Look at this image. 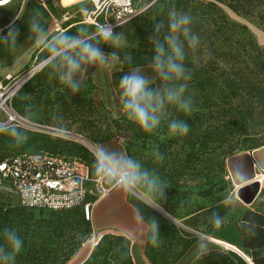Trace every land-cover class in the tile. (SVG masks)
I'll use <instances>...</instances> for the list:
<instances>
[{"label":"rangeland","instance_id":"374dc122","mask_svg":"<svg viewBox=\"0 0 264 264\" xmlns=\"http://www.w3.org/2000/svg\"><path fill=\"white\" fill-rule=\"evenodd\" d=\"M12 1L0 0V26L8 18L7 12L13 11V15H15L24 0ZM146 5L147 2H141L139 4L140 10L145 9ZM84 6L88 10L93 9V4L89 0H86L83 5L78 3L77 9L73 11V17L69 21V23L73 21L77 23V27L69 30V34H75L82 28H86L89 33L96 30L94 25L84 22L85 14L80 11L81 7ZM221 6L232 20L246 25L257 42L264 46V16L262 17L264 15V0H243L238 10L225 3ZM59 12L61 14V10ZM123 25L124 23L119 25L115 31L125 34L127 41L125 48H142L144 45L143 36L139 34V31L136 28L123 27ZM101 48L105 52L114 50L107 45H101ZM47 55L45 50L37 60L36 65L43 63ZM118 64L111 68H90L87 79L77 94H73L64 88L54 75L49 78L50 68L44 64L30 79L27 77L29 80L25 78L27 81L22 83L23 85L11 101L14 110L28 122L10 127H18L24 130L28 138L39 136L62 141L63 143L57 145L55 149L66 156L74 155L68 152V147L72 143L83 146L90 151L93 157L92 165L96 151L84 143L80 139L81 137L91 141L97 147L103 145L118 152L122 150L121 145H127L130 152L128 156L138 159L143 168H146L153 175H159L166 182L168 188L165 189V199L156 201L160 208L172 215L182 228L190 229L188 231L196 236L189 251L176 264H192L197 258L196 252L199 241H205L207 249L223 248L233 254L236 263L239 261L246 264L235 254L238 253L237 249L233 250L234 253L230 248L217 243L214 239L233 236L232 229L238 228L239 218L246 210L264 211V184H262L257 199L252 204L245 203L238 196L239 185L233 181L227 165V159L239 153L225 157L224 154L220 153V150L213 151L210 145L201 143L196 137L186 142L183 136H170L168 134L167 125L172 118L185 120L191 128L195 110L190 115L184 114L181 117L182 112L170 107L168 109L169 115L162 120L160 127L151 134L143 132L129 122L121 111L119 87L113 83V73L117 70ZM19 76L21 75L3 80L4 84L14 83ZM0 119L3 120V117ZM42 126L53 127L70 134L50 131L42 128ZM75 135H80V138ZM113 141H120L121 145ZM156 148L164 156L162 162L155 161L152 155ZM256 149L246 151L252 152ZM13 151L12 148L0 143V159L11 155ZM257 172L261 174L264 173V170L258 169ZM17 204L18 199L11 190L9 183L0 180V207L3 206L6 210ZM137 208L141 213L148 214L151 210L159 211L156 208L147 207L142 199L113 189L107 197L94 207L93 218L90 220V233L85 236L79 252L66 264L83 263L104 233L122 234L124 227L129 222L133 223L134 219L140 223L139 228L142 231L139 232L135 244L132 243L131 255L135 264H152L145 254L146 239L142 238L147 233L149 226L136 213ZM33 211L38 217L50 218L53 213L38 209ZM213 212H219L221 216H226V222L215 227L211 222ZM150 216L156 220L152 214ZM5 228L17 232L16 227L4 224L0 211V246H4L5 251H9L5 237L2 236ZM33 228L32 226L29 233L21 238L24 256L29 259L34 257L31 249L35 242L38 243L42 239V233L33 231ZM202 234L210 235L214 239H208ZM123 235L125 234L123 233ZM63 237L59 239H63ZM236 245L241 247L242 243ZM74 246V243L65 240L58 246L49 244L47 249H51L53 255H59V251H67ZM20 259L21 256L17 255L15 264ZM43 264H50V262Z\"/></svg>","mask_w":264,"mask_h":264},{"label":"trees","instance_id":"16d2710c","mask_svg":"<svg viewBox=\"0 0 264 264\" xmlns=\"http://www.w3.org/2000/svg\"><path fill=\"white\" fill-rule=\"evenodd\" d=\"M223 3L238 10L243 0H156L149 4L123 25L136 28L143 36L144 45L142 48L114 49L121 61L128 53L133 61L131 64H118L113 73V83L118 87L120 77L137 65L146 75H154L148 67L154 52L147 39L153 31V24L163 20V31L166 32L167 13L172 5L178 11L190 14L193 18L191 30L199 35L201 42L194 53L186 46L185 66L193 70L186 95L192 97L195 113L192 126L183 137L186 142L196 137L201 143L210 145L213 151L220 150L227 157L264 146V46L257 42L246 25L227 15L221 6ZM193 58H196L195 62ZM183 115L181 113V117ZM0 140L1 144L12 148L13 153L46 150L62 154L55 148L63 142L56 139L35 136L19 147L13 146L14 141L7 135H0ZM113 142L121 145L120 141ZM121 146L120 152L129 155L127 145ZM68 152L74 155L67 157L79 158L92 169L93 157L88 149L72 143ZM34 209L53 213L50 218L38 217ZM0 211L4 224L16 227L20 238L28 234L32 226L33 231L42 233L40 242H35L36 246L31 249L33 259L25 257L21 249L18 254L21 259L17 264H30L31 260V264H66L79 252L85 236L90 233V220L86 219L82 207L54 211L25 207L18 202L6 210L1 206ZM151 214L159 224L161 243L158 247L148 240ZM143 215L149 225L145 247L147 257L152 264H176L189 251L196 236L157 210H151L150 214L144 212ZM238 230L242 237L240 248L252 264H264V211L246 210L239 218ZM62 236L63 239H59ZM65 240L75 246L59 251V255H53L52 250L47 249L49 244L58 246ZM131 247L132 240L127 235L104 233L82 264H135ZM192 264L237 263L231 252L210 248Z\"/></svg>","mask_w":264,"mask_h":264},{"label":"clouds","instance_id":"9594fccd","mask_svg":"<svg viewBox=\"0 0 264 264\" xmlns=\"http://www.w3.org/2000/svg\"><path fill=\"white\" fill-rule=\"evenodd\" d=\"M79 2L83 5L86 0ZM80 11L85 14L89 10L84 6ZM17 19L19 18H14L6 26V33L0 29V46L5 47L10 54H14L18 47L20 30L15 24ZM192 19L190 14L178 11L172 5L167 13V31H163L164 21L159 20L153 24V31L147 37L154 52L148 61V67L154 75H146L141 66L137 65L120 77L118 87L121 111L129 122L145 133L151 134L160 127L162 120L169 115L170 107L185 115H190L193 111L192 97L186 95L193 79V70L185 66L186 46L194 53L201 41L199 35L191 30ZM95 27L94 33H89L86 28L75 34H69L66 30L53 33L45 28L38 9L33 10L27 21L28 39L48 53L44 63L50 68L49 78L54 75L73 94L80 92L90 68H111L118 63L131 64L133 61L130 53L121 61L117 51L105 52L101 48V45H107L111 49L127 47L123 32L114 31L110 24H97ZM195 60L193 58V62ZM167 128L170 136H184L188 134L190 125L185 120L172 118ZM0 135L9 136L15 147L28 140L24 130L9 127L7 122H0ZM152 155L157 162L164 159L158 148ZM92 169L101 184L142 199L147 207L160 208L156 201L165 199V189L168 188L166 182L159 175H153L143 168L138 159L123 152L99 146L94 153ZM136 213L143 219L144 215L138 208ZM226 220L227 217L221 216L219 212L211 214V222L215 227L221 226ZM149 223L148 240L154 247H158L161 243L159 224L155 219H151ZM4 237L9 251L0 246V262L15 264L16 256L22 249V240L15 230L8 228L4 230ZM207 251V243L199 241L197 258L205 255Z\"/></svg>","mask_w":264,"mask_h":264},{"label":"built area","instance_id":"2783aa9c","mask_svg":"<svg viewBox=\"0 0 264 264\" xmlns=\"http://www.w3.org/2000/svg\"><path fill=\"white\" fill-rule=\"evenodd\" d=\"M89 1L93 9L85 13L84 22L94 26L110 24L115 31L140 11L141 2H147V7L156 0ZM72 17L73 13L68 11L62 15V20L66 22ZM43 65L44 62L33 66L14 83L4 84L0 80V118L3 117L0 122H7L9 127L24 123L25 119L14 110L11 101L25 83L20 85L22 79L32 73L31 78ZM11 78L7 77L6 80ZM0 180L9 183L18 202L25 207L54 211L82 207L88 220L93 218L94 207L113 189L107 184H101L99 177L93 174L91 167L83 160L46 150L17 151L1 158Z\"/></svg>","mask_w":264,"mask_h":264},{"label":"crops","instance_id":"0c3cea01","mask_svg":"<svg viewBox=\"0 0 264 264\" xmlns=\"http://www.w3.org/2000/svg\"><path fill=\"white\" fill-rule=\"evenodd\" d=\"M78 3L80 2H76L73 5L66 6V5H63L61 0H58V1L24 0L22 5L16 11L15 15H13V11L7 12L8 14L6 16L8 18H6L4 22H2L0 29H3L4 33H6L7 31L6 26L14 18L18 17L19 19L15 20V24H16V27H18L20 30V35L18 37L17 51L14 54H10L5 49V47L0 46V80H5L7 79V77H15V76L25 73L26 71H28L29 69H31L33 66L36 65L37 60L39 59L41 54L45 51L42 47H40L39 45H35L33 41L28 39L29 33H28V28H27V21H28V18L32 15L34 9H38L40 13L42 14L43 23H44L45 28L55 33L61 30L69 31L77 27V23H74V21L70 23H69L70 20L64 22L62 20V15L68 11L73 13V11L77 9ZM60 10H61V14L59 12ZM144 222L146 223L145 220ZM139 226H140V223L137 221V219H134L133 223L129 222V224H127L124 227L122 234L124 233L125 235L130 237L132 240V243L135 244V241L138 239L139 232L142 231L140 230ZM148 231L147 233H145V235L142 236V238L144 237V239H146V242H147ZM232 231L234 232V235L231 237L230 236L229 237L225 236L224 238L218 237V239L224 241V243H220V244L227 246L228 248L231 249V251H233L234 249H237L238 253H235L234 251L233 252L236 255H238L247 264L246 259L243 255V252L240 250V247L236 245V244L242 243V237L240 235V232L238 231V228H234L232 229ZM233 243H236V244H233ZM237 264H244V263H241L238 261Z\"/></svg>","mask_w":264,"mask_h":264},{"label":"water","instance_id":"95a60500","mask_svg":"<svg viewBox=\"0 0 264 264\" xmlns=\"http://www.w3.org/2000/svg\"><path fill=\"white\" fill-rule=\"evenodd\" d=\"M135 15L127 19L125 22L133 18ZM38 126H41V125H38ZM42 128H45V129H48L54 132L68 133V132H65V131H62V130H59L53 127H48V126H42ZM75 136H80V135H75ZM227 165L229 167L230 174L232 176L233 181L237 185H241V187L238 189V196L245 203L252 204L257 199L262 189L261 183L259 181H256L255 178H256L258 169L264 170V146L256 150H253L252 152H248V151L241 152L239 154L229 157L227 159ZM156 209L161 211L163 214H165L167 217H169L173 221L177 222V220L172 215H170L168 212H166L162 208H156ZM187 230H190V229H187ZM202 235L208 239L213 240L212 236L210 235H206V234H202Z\"/></svg>","mask_w":264,"mask_h":264},{"label":"bare ground","instance_id":"6f19581e","mask_svg":"<svg viewBox=\"0 0 264 264\" xmlns=\"http://www.w3.org/2000/svg\"><path fill=\"white\" fill-rule=\"evenodd\" d=\"M62 1V3H63V5H71V4H73V3H76V2H79V0H61ZM32 75V73L31 74H28L25 78L27 79V77L28 78H30V76ZM25 78H23L22 79V81H21V83H20V85L22 84V83H24L25 82ZM25 123H27L28 121L27 120H25L24 121ZM77 137H79L80 138V136H77ZM84 143H86L87 145H89L94 151H96L97 150V146L94 144V143H92L91 141H89V140H86L85 138H83V137H81L80 138ZM255 180L256 181H259L260 183H261V186H262V184H264V173H258L257 172V175H256V178H255ZM264 186V185H263ZM241 187V185H239V188ZM214 239V238H213ZM215 240V239H214ZM215 241H217V242H219V243H224V241H222V240H220V239H217V240H215ZM241 249V248H240ZM242 250V249H241ZM243 251V250H242ZM243 255H244V257H245V259H246V262H247V264H252V262H251V259L248 257V255L243 251Z\"/></svg>","mask_w":264,"mask_h":264}]
</instances>
